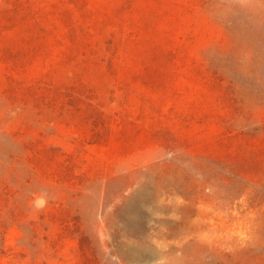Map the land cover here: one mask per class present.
<instances>
[{
    "label": "rangeland",
    "instance_id": "obj_1",
    "mask_svg": "<svg viewBox=\"0 0 264 264\" xmlns=\"http://www.w3.org/2000/svg\"><path fill=\"white\" fill-rule=\"evenodd\" d=\"M0 264H264V0H0Z\"/></svg>",
    "mask_w": 264,
    "mask_h": 264
},
{
    "label": "clouds",
    "instance_id": "obj_2",
    "mask_svg": "<svg viewBox=\"0 0 264 264\" xmlns=\"http://www.w3.org/2000/svg\"><path fill=\"white\" fill-rule=\"evenodd\" d=\"M44 204H45L44 199H39V200L37 201V206H38V207H43Z\"/></svg>",
    "mask_w": 264,
    "mask_h": 264
}]
</instances>
